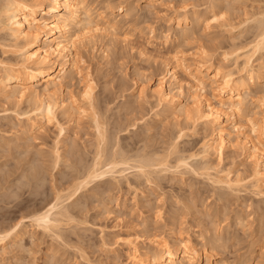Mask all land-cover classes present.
<instances>
[{"label": "rangeland", "instance_id": "rangeland-1", "mask_svg": "<svg viewBox=\"0 0 264 264\" xmlns=\"http://www.w3.org/2000/svg\"><path fill=\"white\" fill-rule=\"evenodd\" d=\"M6 1L0 0V5ZM86 2L98 27H104L102 18L110 11L119 14L121 4L132 12L127 23L115 30L91 32L86 36L89 39L76 45L80 73H73L63 91L64 95L72 93L81 108L89 109L81 92L86 82L90 84V107L100 123H105L101 124L106 139L98 143L90 118L77 113L75 123L58 117L64 128L61 133L54 122L41 123L40 129L31 131V122L18 115L26 110L30 113L32 103L0 95V234L18 222L25 227L18 241L10 238L0 243V264H133L127 246L119 239L133 241L140 252H149L154 240L173 243V238L187 240L198 252L196 264H264V197L256 194L250 178L244 179L252 164L234 145L223 150L220 160L210 154L213 169L208 173L199 169L204 163L199 158L189 161L191 167L151 174L150 181L131 169L95 180L66 199L72 177L92 162L97 144L102 146V160L122 149L128 156L156 151L155 157L167 155L168 165L173 167L178 156L197 154L202 142L211 141L212 128L185 125L181 118L163 112L154 90L165 74L164 62L174 65L180 58L186 63L204 58L209 72L236 75L232 55L251 51L259 33L255 19L264 18V0ZM212 15L217 21H210L206 28L205 21ZM195 16L200 20L191 24ZM37 18L42 21L48 15ZM185 29L189 33L181 36ZM254 59L258 72L264 50L255 53ZM19 60L17 46L0 31V62L15 64ZM262 75L247 97L249 114L258 122L264 121ZM178 77L192 84L182 71ZM163 88L177 93L166 78ZM212 89L205 85L202 97L210 98ZM190 93L182 85L178 100L183 106H191ZM178 127H184L185 136L171 150L169 137ZM55 150L61 160L53 166ZM227 172L229 178L238 175L242 179L234 191L214 182ZM59 191L62 206L71 217H60L59 227L53 230L36 227L31 218L52 203ZM214 235L217 241L210 243ZM114 242H118L117 248Z\"/></svg>", "mask_w": 264, "mask_h": 264}, {"label": "bare ground", "instance_id": "bare-ground-1", "mask_svg": "<svg viewBox=\"0 0 264 264\" xmlns=\"http://www.w3.org/2000/svg\"><path fill=\"white\" fill-rule=\"evenodd\" d=\"M117 10L119 14L113 15L110 11L109 15L102 18L104 27H98L92 20L86 0H7L0 5V31H5L12 46H17L20 56L19 62L15 64L0 62L2 72L0 95L17 102L27 100L32 103L30 106L33 109L30 113L33 114L34 119L30 118L29 110L18 115L26 117L31 122L28 124L31 126V131L40 129L41 123L54 122L56 126H59L61 133L64 128L61 127L58 117L75 123L76 118L73 116L77 113L90 118L100 140L98 143L105 142L102 131L105 123L101 122L103 125L100 123L97 112L90 107L93 101L90 84L86 82L81 92L89 109L81 108L72 93L64 95L63 91L65 85L72 80L73 73H80L74 52L76 45L84 39H89L91 32H103L102 30L106 28L115 30L121 26V23H127L132 17L131 10L123 4L119 5ZM42 14L48 15V19L39 21L37 17ZM199 20V17L195 16L191 24H196ZM212 20L217 21L216 16L212 15L210 20H204L206 28L210 26L209 23ZM179 21L178 18L177 25L180 24ZM255 21L259 33L257 31V36L255 34L257 39L254 38L251 51H239L232 55L234 64L237 66L236 75L231 72L221 75L218 70L209 72L210 66L206 65L208 60L204 58L194 63H186L181 58H177L179 60L174 65L169 60L164 62L165 74L161 76L154 90L158 103L163 107V112L175 118H181L179 121H183L185 125L199 124L204 128H212L214 137L210 142L208 140L202 142L197 154L178 156L173 167L168 165L167 155L155 157L156 151L147 153L143 150L141 153L128 156L122 149L123 154L120 153L121 151L111 152L102 160L104 154L102 146H98L101 143L97 144L92 162L84 164V169L81 168L84 171L79 168V171L76 170L77 174L75 173L76 175L72 177L73 182L67 188L69 193L66 199H71L95 180L131 169L135 170L139 177L150 181L151 174H158L171 168L191 167L189 161L199 158L204 162L199 169L208 173V170L213 169L208 161L210 154L215 153L214 155L220 160L223 150L232 145L237 146L244 158L251 161L252 169L248 177L244 179L250 178L253 189L257 191L256 194L264 197V121L258 122L252 118L248 111L251 102L247 99L252 84L259 81L261 74L264 73V63L258 66V72L254 71V55L264 50V18H257ZM43 28L48 29L47 33H44ZM188 33L189 29H185L181 36ZM46 40L48 43L44 47L42 44ZM179 71L186 74L192 84L180 80ZM165 78L175 86L176 95L171 90L163 88ZM182 85L190 89V107L183 106L178 100L182 93ZM205 85H209L211 89L213 87L210 98L201 95ZM127 127L125 126L123 130ZM183 129L184 127H178L177 131L169 137L168 147L171 150H176L177 140L185 136ZM57 151L54 152L53 166L57 165L59 159L61 160ZM229 175L230 172H227L223 178H217L214 182L220 187L234 191L242 179L238 175L229 178ZM61 195V191L57 192L54 201L47 203L45 208L36 212L31 218L36 227L53 230L59 227L60 217H71L68 208L62 206ZM24 232L25 227L18 222L5 233L0 234V243L5 244L10 238L18 241ZM211 238L210 243L217 241L216 235ZM119 240L127 246L128 257L133 264H196V257H198V252L188 245L187 240L177 242V238H173V243H170L166 239H156L152 242L154 248L149 252H140L133 241ZM117 244L118 242H114L116 245L114 248H117ZM114 248L111 249L115 250Z\"/></svg>", "mask_w": 264, "mask_h": 264}]
</instances>
